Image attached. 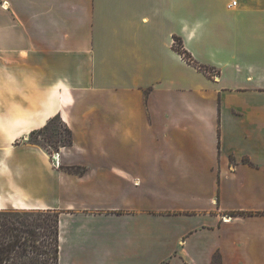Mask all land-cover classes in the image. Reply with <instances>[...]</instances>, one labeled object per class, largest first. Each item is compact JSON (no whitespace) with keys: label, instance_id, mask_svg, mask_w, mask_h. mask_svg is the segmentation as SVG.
Returning <instances> with one entry per match:
<instances>
[{"label":"crops","instance_id":"1","mask_svg":"<svg viewBox=\"0 0 264 264\" xmlns=\"http://www.w3.org/2000/svg\"><path fill=\"white\" fill-rule=\"evenodd\" d=\"M56 115L54 160L29 134ZM16 210L57 214V264H264V0H0Z\"/></svg>","mask_w":264,"mask_h":264},{"label":"trees","instance_id":"2","mask_svg":"<svg viewBox=\"0 0 264 264\" xmlns=\"http://www.w3.org/2000/svg\"><path fill=\"white\" fill-rule=\"evenodd\" d=\"M174 44H178L180 49L182 47V40L178 37L174 38ZM177 50L178 52L181 50ZM179 54L184 55L183 57L187 58L189 64H193L191 56L186 52H179ZM195 67L203 71L204 73H207V70L210 68H207L202 65H195ZM214 70V69H210ZM41 137L44 141H46V144L49 148L54 149L55 151H59L60 148L70 147L72 145V134L70 129L61 121L60 117L58 115L50 118L47 123L39 130L32 131L29 134V142L35 145H39L36 141L35 136ZM41 146V145H39ZM46 151V147L41 146ZM49 152V151H48ZM50 153V152H49ZM65 171L69 173H79L80 170L75 167H66L64 168ZM50 213V212H45ZM54 214V222L49 227L52 228V234L48 237L49 242L47 243L49 246H51V249L53 250V256L50 255H44L47 256V258L52 259V263L57 264L58 259V220H57V214ZM16 221H10L8 220L4 224L0 225V264L7 262L8 260L12 259V253L16 252V248H20L21 246L25 248V245L30 247V250L36 252L37 254L40 249L36 246L39 242V237L41 234H37L36 229L38 231L47 229V221L43 220H35L33 224H28L29 227L23 226V228H19L16 226ZM21 235L24 238V244L20 243L18 238L21 237ZM4 241V242H2ZM45 246V245H44ZM46 247V246H45ZM50 251V250H49ZM33 264H39V261L37 259L32 260ZM40 264H46V262L42 261Z\"/></svg>","mask_w":264,"mask_h":264},{"label":"rangeland","instance_id":"3","mask_svg":"<svg viewBox=\"0 0 264 264\" xmlns=\"http://www.w3.org/2000/svg\"><path fill=\"white\" fill-rule=\"evenodd\" d=\"M182 3V2H181ZM185 5V8H183V6H178V9H180L178 13L183 14L184 10H187L188 5L185 3H182ZM191 7V14L192 17L194 16V14L197 13L198 7L195 3L192 2ZM145 8V7H144ZM191 17V22H190V26H193L195 24L194 19ZM161 18V17H160ZM201 30L198 31V34H200ZM180 47L178 44H174V50L179 54V52L181 53L184 52V48H183V44L181 47V51H177L179 50ZM187 52V51H186ZM188 53V52H187ZM189 54V53H188ZM187 63L188 60H186L187 58L183 57L184 55L179 54ZM190 55V54H189ZM191 56V55H190ZM192 58V57H191ZM193 64L191 63V65H198L196 63H194V60L192 58ZM212 70H207L208 74H212L211 72ZM36 141L39 145L46 147V149L50 152L51 155L57 154V151H55L52 148H49L48 145L46 144V141H44L41 137H38L37 135L35 136ZM8 220L10 221H16V226H18L19 228H23V226H28V224H33L35 222V220H45L47 221V229L46 231L44 230H40L38 231V229H36L37 234H41V236L38 238L40 243H37V247L40 249V251L38 253H42L37 254L36 252L30 250V247H28L27 245H25V248H23L22 246L20 248H16V252L12 253V259L8 260L7 262H4L2 264H33L32 260L37 259L40 262L44 261L46 262V264H54L52 263V259L49 260V258H51L53 256V250L51 249V246H49L47 243L49 242L48 237L51 236L50 234H52V228L49 229V227L51 226V224H53L54 222V214L53 213H45V212H31V211H21V210H16V211H0V225L4 224L5 222H7ZM1 231V230H0ZM20 243L24 244V238L21 235L20 238H18ZM1 242V241H0ZM4 242V241H2ZM46 247H45V246ZM50 250V251H49ZM44 253H46V255H50L51 257L47 258L46 255H44Z\"/></svg>","mask_w":264,"mask_h":264},{"label":"built area","instance_id":"4","mask_svg":"<svg viewBox=\"0 0 264 264\" xmlns=\"http://www.w3.org/2000/svg\"><path fill=\"white\" fill-rule=\"evenodd\" d=\"M56 158H58V154L53 155V159L55 160Z\"/></svg>","mask_w":264,"mask_h":264}]
</instances>
